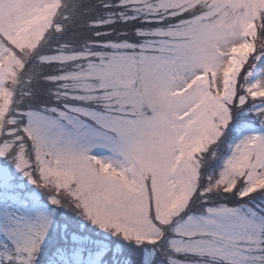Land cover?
Here are the masks:
<instances>
[{"label": "snow or ice", "instance_id": "6c2138e0", "mask_svg": "<svg viewBox=\"0 0 264 264\" xmlns=\"http://www.w3.org/2000/svg\"><path fill=\"white\" fill-rule=\"evenodd\" d=\"M0 264H264V0H0Z\"/></svg>", "mask_w": 264, "mask_h": 264}]
</instances>
